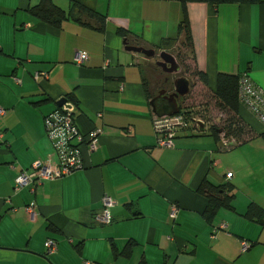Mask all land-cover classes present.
<instances>
[{"label": "crops", "instance_id": "0c3cea01", "mask_svg": "<svg viewBox=\"0 0 264 264\" xmlns=\"http://www.w3.org/2000/svg\"><path fill=\"white\" fill-rule=\"evenodd\" d=\"M73 1L106 14L105 30L77 21L90 18L72 16L71 0H54L70 15L62 29L28 12L40 0H0V264H264V226L245 216L250 205L264 209V124L241 105L245 141L220 147L213 136L193 135L201 130L189 123L173 148L159 147L153 118L170 110L152 103L159 90L146 77L150 57L142 62L117 33L126 27L129 45L156 50L178 35L183 6L175 13L164 6L176 0ZM187 10L196 68L208 87L219 73H247L264 88V3L190 2ZM167 18L169 29L161 24ZM79 52L87 54L83 63ZM70 94L79 103L69 102L75 122L97 139L96 149L84 146L81 169L18 189L22 170L56 159L44 119ZM204 182L234 187L233 208H222L213 224L203 217ZM104 195L116 201L108 224L97 220ZM242 240L253 245L243 251Z\"/></svg>", "mask_w": 264, "mask_h": 264}, {"label": "trees", "instance_id": "16d2710c", "mask_svg": "<svg viewBox=\"0 0 264 264\" xmlns=\"http://www.w3.org/2000/svg\"><path fill=\"white\" fill-rule=\"evenodd\" d=\"M183 4V11H184V18L182 22H180L179 28H178V35L184 34V40L181 43L182 46L188 47L189 50L193 53V58L195 61L196 53H195V46L193 42L192 37V31H191V25L190 21L188 19L187 14V5L188 3H207L211 6L218 7L221 4H240V5H256V4H263L264 0H180ZM71 6L73 9L72 16H76L75 12L84 14L90 20H85L80 17H76L77 21L82 22L83 24H86V26L94 27L98 30L104 31L106 28L108 17L106 14H100L97 11H93L88 7H85L84 5L77 3L73 0H71ZM34 18L49 24L50 26L56 28V29H62L63 23L66 20L70 19V15L60 6L55 4L54 0H40V2L29 8L28 11ZM92 22L95 23V25L92 24ZM117 33L124 38L127 41H131L133 38L132 33L130 30H128L126 27H120L117 29ZM170 37V38H164L162 40V44L159 45V48H164V50L167 49V47H170L174 44V42L177 40V37ZM5 52L0 49V54H4ZM189 66V65H188ZM191 68V66H189ZM39 74V73H37ZM35 74L36 76H38ZM192 74L195 78H198L199 81H201L204 85L208 86V78L207 74L203 71H200L199 69H195L192 71ZM241 74H227V73H219L216 80V87L213 90L214 96L217 100V103L220 107L225 109L231 114V118L228 121L226 119L224 121V126L219 127L216 125L211 124L210 127L205 128L204 130H201V132L193 135H210L215 138V140L218 142H221V140L227 141L228 145H234L238 144L241 141H245L246 135H250L247 133L246 125L241 120L239 111L241 108V104L239 102V79ZM191 82V80H190ZM187 97H184L186 99ZM66 99L68 102L74 104V106L77 108L79 107L78 101H76L75 97L73 95H66ZM62 107L58 106L57 110H61ZM54 111V112H56ZM51 115V114H50ZM50 115L46 116L45 119H47ZM45 119H44V125H45ZM46 129V128H45ZM179 130L176 133L180 132ZM250 132L252 130L250 129ZM47 133V132H46ZM85 135V134H84ZM48 136V135H47ZM262 137L264 138V134H262ZM74 144H76L74 142ZM82 145V143H78L77 146ZM74 146V147H77ZM69 175V174H68ZM63 178V177H62ZM47 181V180H46ZM234 190V187L228 184L215 186L212 185L210 182H204L198 189V192L201 194L207 196L209 204L203 213L204 219L210 223L213 224L215 219L218 216L219 211L222 208H233V199L234 195L232 191ZM103 202V201H102ZM104 209V208H103ZM245 216L251 220L259 222L262 226H264V209L258 207L257 205H250ZM133 242L129 243V246L127 250L125 251V256H131L132 255V244ZM251 246L253 243L250 241ZM113 247V244H112ZM114 252L116 256H120L121 253H119L116 250V247L114 246ZM139 264H149L146 258H143L142 261Z\"/></svg>", "mask_w": 264, "mask_h": 264}, {"label": "built area", "instance_id": "2783aa9c", "mask_svg": "<svg viewBox=\"0 0 264 264\" xmlns=\"http://www.w3.org/2000/svg\"><path fill=\"white\" fill-rule=\"evenodd\" d=\"M86 58L87 54L85 52H79L76 61L83 63ZM239 102L255 114L264 124V88L258 85L247 73L240 75ZM189 110L185 105L181 104L179 113L154 116L153 125L159 147L173 148L175 146L176 133L189 124L190 119H188L187 115ZM2 113H4V110L0 109V114ZM192 122L195 123V121ZM45 128L53 144L56 159L45 161L40 159L32 165L31 171L22 170L16 178V186L18 189L29 183H43L46 180L62 178L71 174L74 170L81 169L84 166L82 162V149L84 146L88 145L90 150L96 149L97 139L95 137L87 138L80 131L75 122L72 105L71 107L63 106L61 110L53 112L45 119ZM78 143H82V145L77 146ZM227 176L232 177L233 173L229 172ZM102 201L104 209L97 216V220L101 223L108 224L112 221L111 209L115 206L116 201L109 195H104ZM34 206L35 204L32 203L27 209L32 210ZM178 212L179 207L173 205L170 215L171 218L175 220ZM213 234L215 235V231ZM241 245L243 251L251 247V243L247 240H242ZM46 247L49 252H52L57 245L54 240L49 239L46 242Z\"/></svg>", "mask_w": 264, "mask_h": 264}, {"label": "rangeland", "instance_id": "374dc122", "mask_svg": "<svg viewBox=\"0 0 264 264\" xmlns=\"http://www.w3.org/2000/svg\"><path fill=\"white\" fill-rule=\"evenodd\" d=\"M121 1H124V0H121ZM182 6H183L182 1L176 0V3L169 2V3H166L164 7L170 10H171V7H173L176 13L180 9L182 10L181 8ZM125 8H127V10L129 11L128 7H125ZM170 20L171 18H167V21L161 20V24L167 27V29H169ZM154 23L156 27L157 22L155 21ZM181 42H183V40H180V41L176 40L174 44L171 45V47H169L170 49L168 50L167 48L166 50L168 52H171L175 57H177V61L180 64V67L182 68V75L188 77L191 80V91L188 94L187 98L182 101V105H185L188 109H190L187 112L188 119H190L189 123L196 124L195 126L198 127L200 130H202L201 125H200L201 122L204 125V129L205 128L207 129V127H210L211 124L212 126L216 125V126L222 127L224 126L223 124L226 119H228V121L230 120L232 112L230 111L229 113L228 111L220 107L214 96L213 90H211L208 86L203 85V83L199 81L198 78H195L193 76L192 71L196 69L195 61L194 59H192L193 53L191 50L188 49V47L182 46ZM160 49L162 48H159V47L156 48V55L154 57H150V61L148 62L149 68H147V73H146L147 79L156 83V87H154L153 93H156L161 87H164L166 77H169L171 81L174 77L173 75L166 74L165 72L162 71V69L159 66L155 65L159 57L158 54L160 52ZM135 54L141 57L142 62H144V59H147L145 54L143 53H135ZM132 55L134 54H131V57ZM188 65L191 66V68H189ZM150 68L153 70H156L157 72L154 73L153 70L150 72L149 71ZM192 121H195V123H193ZM190 129L193 130L192 128ZM181 133L184 134V132H179L180 136H184ZM185 133L187 135H190L191 131L188 130ZM224 145H225V141L221 140V142L219 143V146L225 147ZM244 148L245 147H243L242 149ZM237 150H241V149L239 148ZM218 153L225 154L227 152H222V153L218 152Z\"/></svg>", "mask_w": 264, "mask_h": 264}, {"label": "water", "instance_id": "95a60500", "mask_svg": "<svg viewBox=\"0 0 264 264\" xmlns=\"http://www.w3.org/2000/svg\"><path fill=\"white\" fill-rule=\"evenodd\" d=\"M125 43L128 45L127 48L131 51L143 53L148 57H154L156 55L155 49H146L143 46L129 45L127 41H125ZM159 55H160L162 60L158 61L157 65L160 66L165 72L178 73L180 71V65H179L176 57L172 53L164 50V51L160 52ZM190 90H191L190 79L186 76L178 77L175 80V91H174L175 99L173 102V109H171L170 111H162V113H158L157 115L163 116V115H172V114L179 113L180 107H179V103L177 102L176 99L178 97L186 96L190 92ZM157 100H158V98H154L152 100L154 108H157V104H156ZM57 104L60 107H63V106L71 107V104L68 103L66 97L59 99L57 101ZM200 125H201V129L204 130V125L202 122L200 123Z\"/></svg>", "mask_w": 264, "mask_h": 264}, {"label": "flooded vegetation", "instance_id": "af4514ba", "mask_svg": "<svg viewBox=\"0 0 264 264\" xmlns=\"http://www.w3.org/2000/svg\"><path fill=\"white\" fill-rule=\"evenodd\" d=\"M159 54H160V52H159ZM176 59H177V57H176ZM160 60H162V59L159 55L157 61H160ZM165 73L169 74V75H173L174 77H173L172 81L169 77H166L164 87H161L159 89V91L157 92V95L154 98H158V100L156 101L158 108H160L162 110H171V109H173V102L175 99V96H174L175 80L178 77L184 76V75H182V68L181 67H180V71L178 73H169V72H165ZM176 100L179 103L181 100V97H178Z\"/></svg>", "mask_w": 264, "mask_h": 264}, {"label": "clouds", "instance_id": "9594fccd", "mask_svg": "<svg viewBox=\"0 0 264 264\" xmlns=\"http://www.w3.org/2000/svg\"><path fill=\"white\" fill-rule=\"evenodd\" d=\"M190 91H191V90H190ZM189 93H190V92H189ZM189 93H188V94H189ZM188 94H187V95H188ZM184 97H185V96H184ZM181 98H182V97H181ZM180 109H181V105H180Z\"/></svg>", "mask_w": 264, "mask_h": 264}]
</instances>
